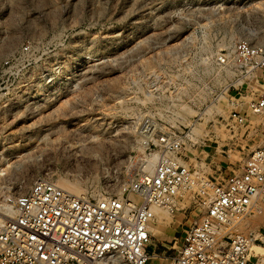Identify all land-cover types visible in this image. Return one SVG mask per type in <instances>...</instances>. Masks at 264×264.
Segmentation results:
<instances>
[{"label":"rangeland","instance_id":"1","mask_svg":"<svg viewBox=\"0 0 264 264\" xmlns=\"http://www.w3.org/2000/svg\"><path fill=\"white\" fill-rule=\"evenodd\" d=\"M240 41L264 43V0H0V204L39 180L120 195L154 173L163 137L206 180L240 170L264 144L248 109L261 75L229 61ZM207 199L156 210L148 264L169 263ZM233 230L264 264V200Z\"/></svg>","mask_w":264,"mask_h":264},{"label":"built area","instance_id":"2","mask_svg":"<svg viewBox=\"0 0 264 264\" xmlns=\"http://www.w3.org/2000/svg\"><path fill=\"white\" fill-rule=\"evenodd\" d=\"M229 61L245 75L260 73L264 85V43L240 41ZM248 109L264 114V92ZM160 146L154 173L120 195L90 200L48 180L10 195L13 215L0 204V264H148L156 208L173 211L196 188L208 204L201 219L183 224L168 264H251L253 240L233 229L264 200V144L216 181L181 160V140L163 137Z\"/></svg>","mask_w":264,"mask_h":264},{"label":"bare ground","instance_id":"3","mask_svg":"<svg viewBox=\"0 0 264 264\" xmlns=\"http://www.w3.org/2000/svg\"><path fill=\"white\" fill-rule=\"evenodd\" d=\"M156 160L155 159H152V160H150L149 161V163L147 164V166H146V168H147V170L148 171H150L151 173H153V171H154V167H155V165H156V162H155ZM2 170H4V169H2ZM64 189H66L65 187H63ZM66 190H68V189H66ZM69 191V190H68ZM79 196V195H78ZM86 198H88V199H90V200H97V199H95V198H90V197H86ZM162 208H156V210H158L159 212H161V214H160V216H158L160 219H163V218H165L164 217V214H163V211L165 210V209H163L162 211H160ZM5 210H6V212H7V214L9 213V214H14V212H15V210H14V208H13V206H10L9 204L8 205H5ZM155 210V211H156ZM157 211V212H158ZM164 213H165V211H164ZM159 223H161V220H160V222ZM154 224V223H153ZM153 224H152V226H153ZM159 225V224H158ZM157 225V226H158Z\"/></svg>","mask_w":264,"mask_h":264}]
</instances>
